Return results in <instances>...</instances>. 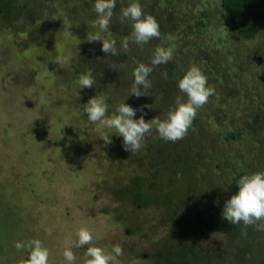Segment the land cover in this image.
<instances>
[{"label": "rangeland", "instance_id": "374dc122", "mask_svg": "<svg viewBox=\"0 0 264 264\" xmlns=\"http://www.w3.org/2000/svg\"><path fill=\"white\" fill-rule=\"evenodd\" d=\"M157 1L139 0L145 13L158 21L161 38L143 46L130 44L128 55L137 62L128 68L107 58L109 54L101 51L102 41L87 39L98 31L91 20L95 0L87 7L84 0H8L13 8L0 16V264H21L27 253L17 251L14 243L34 238L49 249V264H68L63 250L75 242L76 231L85 225L93 230V241L73 247L74 264H85L89 246L111 252L114 245L122 246L124 252L117 258L118 264H164L157 254L179 251L185 264H264V254H255L256 244L264 247V231L248 227L244 234L242 223L232 225L222 213L216 217L224 201L234 195L229 186L236 173L264 171V133L259 138L261 146L256 141L258 134L253 133L223 141L227 133L246 129L252 110L263 113L260 107L264 102H252L264 101V65L256 68L247 59L244 62L241 52L244 56L255 49L264 53V31L253 40L235 36L220 21L217 0ZM131 2L117 0L109 31L101 34L116 40L119 54L125 52L121 39L132 31L131 21L120 22L121 9ZM202 11L209 13V19L201 27L197 21ZM123 32L126 35L122 36ZM188 42L197 45L195 58L179 50ZM174 43L173 59L154 68L156 84L150 79L151 88L163 86L158 70L169 66L175 74L177 96L173 101L176 105L177 97L186 100L178 81L193 64L205 75L207 70L211 72L208 83L215 88V95L197 112L199 122L176 142L178 152H205L202 145H215L231 155L222 165L225 174H210L211 186L205 181L184 183L179 191L195 192L186 196L175 195L177 184L169 186L165 164L152 177L148 161L153 156L144 146L122 156L123 137L114 129H98L82 111L90 98L102 95L109 106L107 115H115L118 106L130 97L134 67L141 62L150 65L158 45ZM92 55H98L102 62L92 63ZM58 57L65 61L62 67L55 62ZM89 67L95 70L90 72ZM80 68H85V73H77ZM86 73L96 83L80 88L79 77ZM151 88L149 95L140 98L146 97L148 105L157 102L150 97L156 96ZM155 91L158 96L159 90ZM260 124L264 128V121ZM155 132L146 134L144 143L152 141ZM103 135L110 136V144L104 142ZM252 147L257 161L232 159L241 151L252 152ZM136 159L140 160L134 162ZM131 177L142 179V196L156 198L155 204L139 207L129 202V193L120 194L114 187V180L124 185ZM214 184L217 190L211 192L209 187ZM164 191L170 193L166 204L159 197ZM178 198L183 203L179 204ZM203 216L209 218L210 232L195 229ZM216 219L232 227L233 234L217 230ZM253 236L258 237L256 241H252Z\"/></svg>", "mask_w": 264, "mask_h": 264}, {"label": "clouds", "instance_id": "9594fccd", "mask_svg": "<svg viewBox=\"0 0 264 264\" xmlns=\"http://www.w3.org/2000/svg\"><path fill=\"white\" fill-rule=\"evenodd\" d=\"M116 3L117 0H95L93 10L97 14V19L93 21V26L97 27L98 31L87 38L90 42L102 41L101 51L113 56L118 54L116 40L102 38L101 34L109 31ZM128 21L132 22V31L121 39L123 51L127 52L132 43L143 46L153 39L161 38L158 21L153 15L145 13L139 0H132L128 6L121 9L120 22ZM174 50V46L158 45L150 65L141 62L134 67L131 94L138 98L149 95L148 90L152 87L150 74L156 66L170 62L173 59ZM55 62L61 67L65 63L62 57H58ZM78 83L80 88H91L96 80L90 73H86L79 77ZM178 88L187 99L177 97L176 106L169 110L167 117L163 120L156 116L146 121L144 115L134 119L137 111L143 112L144 108L151 109L153 106L144 105L137 109L124 102L118 106L115 115L108 116L109 106L102 95L90 98L83 105L82 111L89 122L97 125L98 129H114L116 134L123 137L124 149L135 153L143 147L146 134L153 129L165 141L177 142L184 139L193 125L198 110L215 95V88L209 85L207 76L195 64L178 81ZM101 138L106 144L111 143L109 135H103ZM238 185V192L225 201L222 217L232 225L242 223L244 234L248 227L264 231V171L241 176ZM75 236V242H70L63 250V257L68 264H74L76 260L73 247L81 248L92 244L93 230L86 225L81 226ZM14 247L17 251L27 253V258L22 259L21 264H49L50 251L40 239L34 238L26 243L17 241ZM123 254V248L120 245H114L111 252H106L98 246H89L85 252L87 257L85 264H118L117 258Z\"/></svg>", "mask_w": 264, "mask_h": 264}, {"label": "trees", "instance_id": "16d2710c", "mask_svg": "<svg viewBox=\"0 0 264 264\" xmlns=\"http://www.w3.org/2000/svg\"><path fill=\"white\" fill-rule=\"evenodd\" d=\"M86 1L85 3V7L88 6V3L91 1ZM94 1V0H92ZM160 1V0H158ZM157 1V2H158ZM218 1V8H219V16L221 15V20H223L222 23H224V27H227L229 32H232L235 36L239 37L242 40H253L256 37H258L261 33H263L264 31V0H217ZM6 2L8 3V0H0V16L3 17L5 15L8 14V12L10 10H12V4H9V6H7L8 4H6ZM23 9H26V5H22ZM153 8V7H152ZM152 8H150V10H152ZM90 9H88L89 11ZM87 12V11H86ZM97 17V14L94 11V17L91 18L92 21H95ZM209 19V13L202 11L199 20L197 21V24L199 26H203L205 20ZM226 28H224L225 31ZM122 36L126 35V33H121ZM264 34V33H263ZM176 43H174L173 46H175ZM197 48V45L194 43H186L183 47L181 46V48L179 50H181V52L184 54L185 51L186 54L189 56L190 53H192V56L195 58V54H194V50ZM96 53V52H94ZM185 54V55H186ZM182 56V57H185ZM252 55L257 59L259 58L260 60H264V53L261 52L260 49H255L253 50ZM107 58H110V61L115 62L118 66L120 67H124L127 66L128 68L135 64V62H137V59L134 56L128 55V52H124V54H117L115 56L109 54ZM139 58V57H137ZM90 61L92 63H101L102 61H100V58L98 55H92L91 57H89ZM182 59V58H181ZM244 59V58H243ZM201 59H197V62ZM183 61V59H182ZM202 62V60H201ZM244 62H246V59H244ZM90 66L94 67V65L89 64ZM92 67H89L90 72H93ZM85 68H80V70H77V73H85ZM124 72V71H123ZM209 72V73H208ZM133 73V70L131 71V75ZM208 74H211V72L209 70H207ZM158 74L162 75L163 78V86L162 84L159 85L157 84L153 90V93L156 96H153V94H150V97H153L155 99V101H157L154 105H152L153 107L151 109L149 108H144L143 112L137 111L136 113V117H138V119L140 118L141 115H144V119L150 120L153 117L158 116L159 118H161L162 120L165 119L167 117V111L170 109H173L176 105L173 101V97H176L177 95L175 94V87H176V83H175V87H174V72L171 69V67L169 66H165L162 67L158 70ZM207 74V75H208ZM206 75V76H207ZM134 78V77H133ZM156 75L154 73V71L150 74L149 79L153 80L154 79V83L156 84ZM119 83V80L117 79L116 84ZM154 84V86H155ZM170 84L172 85V87H174V89L172 90ZM235 85V84H234ZM153 86V87H154ZM164 87H166L164 89ZM168 88V89H167ZM155 90H159L158 96H157V92ZM172 90V91H171ZM178 92V90H176ZM130 97H126L125 99V103L132 106L133 108H141L144 105H148L147 101H146V97H144L142 100H140L141 97H136L135 95H133V99H132V94H129ZM149 97V98H150ZM164 99H166V103L164 104ZM261 102V105H263L262 102L263 99L261 98V100L258 101H254L252 102L253 104ZM240 104V103H239ZM241 105V104H240ZM258 107V106H257ZM227 107H225L226 110ZM259 108V107H258ZM254 108H251V110ZM260 109L263 111V113H255V110H252L253 113V117H250L249 120H247V126L246 129L243 132H238V133H234V132H229L226 135H224L223 141H227L230 142L231 139L237 140L240 137L246 136V134L248 133V135H252V133L258 134V140H256L258 143L260 142V146L262 145V140L259 139L260 135L264 133V128H260L261 126V122L264 121V107L261 106ZM227 111V110H226ZM169 112V111H168ZM155 115V116H154ZM164 117V118H162ZM199 122V120L195 119L193 122V125L195 123ZM262 129V130H261ZM153 140L150 142H145L144 143V148L146 149L147 153H150L151 156V160L148 161L149 163V167L150 170L152 172V177L154 178L157 173V168L159 166H162L165 164V166L167 167L166 170L168 171V181H169V186H173V184H177L178 190H176L175 195H181V196H186L189 193L191 195H195V192H190V190H188L187 192L189 193H185L183 191V189H181L182 191H179V188L187 183H189V185L194 184L195 182L198 183V181H201L200 183H202V181L209 183V185L211 186V179H210V174L211 173H217L220 172L222 174L224 173V168H223V164L226 163V159L229 160L231 155L228 153H224L222 151V149L220 150L219 148H217L215 145L212 146L211 148L208 146L206 147L205 145H202L201 148L206 149V151L202 152L201 149L200 151H196V152H190V151H182L178 152V145L176 144V142H171V141H165L162 138L159 137L158 133L155 132L153 134ZM247 138V136L245 137ZM164 142H168V144H164L162 143V141ZM215 141V138H214ZM255 142V141H253ZM257 145L259 148L260 146ZM171 146V148H169ZM253 150L248 151L246 153H243V151L239 152L238 154H236L235 158H232L234 161L237 160L238 162L240 161V159H242L241 157H247L248 159H246L247 161H250V163H252L254 160L257 161L256 155L253 152L255 147H252ZM208 149L212 150V151H207ZM163 152H162V151ZM251 150V149H250ZM206 153V154H205ZM253 153V155H252ZM126 154H131L130 151H126L124 150L122 153V156H126ZM140 160V159H138ZM136 159L137 162L138 161ZM133 164V163H132ZM254 164V163H253ZM226 165V164H225ZM235 166V164H234ZM253 172H256L255 169L253 170H246L243 172H238L236 173L235 177L232 178L231 180V184L229 186V189H232L234 186H236V192H238L239 190V179L241 176L245 175V174H251ZM181 179L182 181H177ZM115 183L113 184L114 187L118 188V191L123 194H130L129 195V202L134 204L137 203V206L139 207H143V206H148L151 203L155 204L156 198H147L145 199L142 196V190L141 189V178L138 177H131L128 178V182L124 185H120L119 181L120 180H114ZM185 183V184H184ZM218 185L214 184L212 185V188H210L211 192H215L217 190ZM185 190V189H184ZM207 191V190H206ZM236 192L234 194H236ZM119 194V193H118ZM132 196V197H130ZM170 196V193H166L165 191L162 192L161 195H159L160 199H163L164 204L167 203ZM179 198L177 199L178 202ZM227 201V200H226ZM225 202V201H224ZM183 203V200L180 199L179 202ZM225 204V203H224ZM224 204L223 207H224ZM223 207L220 209V211H216V217L218 214H221L223 211ZM220 212V213H219ZM202 215H200L199 217H201ZM198 217V218H199ZM207 217L203 216V219H199V221L196 222V227L195 229H197V232L202 233L203 231L205 232H210L211 231V224L210 222L207 221ZM207 222H206V221ZM216 229L219 230L221 233H226V235L230 236L232 233V227H230L229 225H226L224 223H220V221H218V219H216ZM207 228V229H206ZM231 232V233H230ZM258 237L257 236H253V240L252 241H256ZM256 246L260 249H255L257 250L255 252L256 256H262L264 254V247H261V245L256 244ZM2 248H0V255L2 254ZM250 249V248H249ZM253 250V249H252ZM190 251V250H189ZM254 251V250H253ZM192 254L194 253L193 251H190ZM196 253V252H195ZM157 257H159L161 259V262H163L164 264H185V256L183 254V252L179 251V252H164V254L159 253L157 254ZM262 263H264V260L261 261ZM216 264H222L220 263H216Z\"/></svg>", "mask_w": 264, "mask_h": 264}, {"label": "flooded vegetation", "instance_id": "af4514ba", "mask_svg": "<svg viewBox=\"0 0 264 264\" xmlns=\"http://www.w3.org/2000/svg\"><path fill=\"white\" fill-rule=\"evenodd\" d=\"M205 12H207V11H205ZM219 19L221 20V15L219 16ZM221 22H223V20L221 21ZM242 53V55H243V58L244 59H247V61H249V62H251V63H253V64H255V67L257 66V67H262L263 65H264V60H260L259 58H255L253 55H252V51L249 53V55H245L244 56V54L245 53H243V52H241ZM256 67V68H257ZM255 68V69H256Z\"/></svg>", "mask_w": 264, "mask_h": 264}, {"label": "water", "instance_id": "95a60500", "mask_svg": "<svg viewBox=\"0 0 264 264\" xmlns=\"http://www.w3.org/2000/svg\"><path fill=\"white\" fill-rule=\"evenodd\" d=\"M236 186H234L232 189H231V192L235 193L236 192Z\"/></svg>", "mask_w": 264, "mask_h": 264}]
</instances>
